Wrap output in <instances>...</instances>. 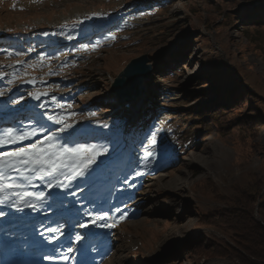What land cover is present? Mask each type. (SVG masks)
Wrapping results in <instances>:
<instances>
[{"label": "rangeland", "instance_id": "rangeland-1", "mask_svg": "<svg viewBox=\"0 0 264 264\" xmlns=\"http://www.w3.org/2000/svg\"><path fill=\"white\" fill-rule=\"evenodd\" d=\"M17 34L34 41L31 67L14 70L1 55L12 48H0V121L22 102L15 114L24 111L29 83L18 84L27 70L34 91L47 93L36 101L46 107L28 108L26 119H11L0 134L74 113L69 123L77 130L110 135L100 127L106 123L125 135L126 149L106 181L116 226L102 264H238L212 252L213 244L232 246L236 238L230 218L212 216L233 209L244 194L264 201V0H0V38L13 43ZM97 41L95 50H83ZM47 44L53 49L43 51ZM143 55L151 63L145 96L126 106L111 88ZM152 94L150 115L137 123ZM157 129L168 156L145 161V138ZM259 199L251 217L264 228Z\"/></svg>", "mask_w": 264, "mask_h": 264}, {"label": "snow or ice", "instance_id": "snow-or-ice-1", "mask_svg": "<svg viewBox=\"0 0 264 264\" xmlns=\"http://www.w3.org/2000/svg\"><path fill=\"white\" fill-rule=\"evenodd\" d=\"M93 15H97L93 13ZM90 18V17H86ZM71 39V37H69ZM109 39L115 40L113 35ZM100 46L99 41L96 44L85 45L83 50L87 51L89 47L95 50ZM0 78H3L0 76ZM9 80V83H12ZM31 82V81H29ZM47 93L29 92L28 96L39 101L42 95ZM3 93L0 92V96ZM23 99V98H21ZM20 100H15L14 103L19 104ZM40 109L46 107L45 104H39ZM63 108V105H59ZM69 108L72 105H68ZM74 113L64 115L63 113L47 115L46 122L40 123L36 121L37 127H31L28 130H13L8 129L3 134H0V148L6 145H15L22 141H29L36 138L34 142L27 144L24 147L15 148L12 151H0V204H5L11 201L10 207L17 211L30 209L33 212L39 211L45 206L46 196L51 197L53 203L59 201L60 208H64V200L67 195L75 197L78 194L87 190L92 192L97 183L106 182L109 178V169L115 159L119 156L120 151V129L108 124H101L102 129H107L111 134L98 136L95 131L88 129L77 130L73 123L69 120L74 117ZM95 115V113H93ZM49 123L56 125L55 130L49 127ZM71 129V131H69ZM159 129L151 131L146 136L148 146L144 149L143 159L145 161L154 158H166L168 156L167 147L163 145L157 138ZM42 134V138H38ZM95 140L97 142H89ZM102 141V142H101ZM143 146V145H142ZM15 172L27 183H20L17 179L11 177L9 173ZM30 173L31 175H27ZM136 176L142 175L140 171H136ZM35 177L40 181L47 178L46 187L49 189L47 193L44 191L31 192L28 187L31 185L32 178ZM82 181L83 187L80 184H75V181ZM124 183H128L125 178ZM52 189H56L57 195H52ZM76 189V190H73ZM63 190V191H60ZM78 190V191H77ZM14 198V199H13ZM89 200V197H84ZM107 203V199L104 201ZM53 203H47V207H52ZM75 206L76 201H69ZM89 203H93L89 200ZM116 212H120V220L126 218V214L119 207L115 208ZM5 213L0 212V216ZM84 215L87 217L83 222L79 219H65L64 222L57 223L56 227H47L39 232L41 237L45 238L46 243L54 244L59 241L60 237L65 235V227L71 225L73 228L101 227L113 228L115 222L111 220L109 211L94 210L81 212L77 210L76 216ZM86 237L77 233L75 242L81 243ZM91 248H85L84 253L87 254ZM77 251L72 247H68L67 252L72 253ZM55 248L44 256L45 260L55 261L57 258L63 261L70 259L67 254L56 255Z\"/></svg>", "mask_w": 264, "mask_h": 264}, {"label": "bare ground", "instance_id": "bare-ground-1", "mask_svg": "<svg viewBox=\"0 0 264 264\" xmlns=\"http://www.w3.org/2000/svg\"><path fill=\"white\" fill-rule=\"evenodd\" d=\"M114 84H115V81H114ZM144 96H145V89H144V86L142 83L141 93H140L139 99L143 98ZM136 99H138V98H136ZM133 102L134 101H132L130 103H125V104H128V106H129ZM132 108H131V110L133 111V113H136L135 110H133ZM120 131L122 133V130H120ZM122 136H123V134L120 136L119 139H120V141L122 140V142H124L125 138H122ZM120 144H122V143H120ZM121 150H122V148H121ZM9 175L11 177L17 179L20 183H27L22 178H20L19 175L15 172H11V173H9ZM27 175H31V174L28 173ZM46 182H47V178L44 181H40V180L36 179L35 177H33L32 181H31V185L28 187V190L31 192L44 191L45 193H47L49 191V189H47V187H46V184H47ZM73 183H74V185L80 184L83 187L82 181L78 180V181H75ZM99 186H101L103 188V189H101L103 191L99 190L97 192ZM73 190H76V189H73ZM105 190H106L105 182H100V183H97V185L95 186V188L93 189V191L91 193L88 192L87 190L80 193L77 190L78 194L75 197L68 194L67 198L64 200V208H70L71 206H73L72 204L69 203V201H76L77 203L75 205L79 204L80 207H79V209H73V208L69 209L67 212H63V209L60 208L59 201H56L55 203H53L51 197H47V196H46L45 206L36 212H33L30 209H24L23 211H17L16 209L10 207L11 201H8L5 204H0V212L5 213L4 216H0V217L3 219H6L5 222L8 225V227H7L8 229H11L14 226L23 227L25 224H27L28 221L30 222V224L26 225L27 227H38V226H42L44 224L51 225V227H53V226L56 227L57 223L62 224L65 219H72L73 222L75 221V219H79L81 222H83L85 219H87V217L84 215L76 216L77 210H80L82 213L86 212V211L105 210L103 203H101L103 201L101 193H105ZM51 191H52L53 196L57 195L58 190L52 189ZM60 191H63V190H60ZM86 196L89 197V200H92L93 203H89V200H85L84 197H86ZM47 203H53V206L47 207L46 206ZM108 222H110V221H108ZM104 230H106V228L92 227V226L90 227V229L73 228L71 225H68L65 227L64 231L65 232L66 231H72L70 234H72L73 236L76 233H78V231H80L79 233L86 237L83 240V242L80 243V246H77L76 244H74V246H73V249H77V253H78V255L75 256L76 264H95V263L99 264L98 262L102 259V256L96 255L93 251L99 252L101 250L100 242L102 240L101 238L103 237L102 235H104V234H102V231H104ZM95 240H97V241L95 242ZM71 244L72 243H70V242H64L63 243V245H65V246H70ZM89 247L91 248V250L88 252L92 251V256L85 263H81V255L85 256L87 254H85L84 252L81 253V252H79V250L82 251L85 248H89ZM69 254L74 255L75 251L72 253H69ZM94 255H96V258L94 257ZM94 260H95V263H94ZM197 264H221V262L214 261V262H209V263H197Z\"/></svg>", "mask_w": 264, "mask_h": 264}, {"label": "trees", "instance_id": "trees-1", "mask_svg": "<svg viewBox=\"0 0 264 264\" xmlns=\"http://www.w3.org/2000/svg\"><path fill=\"white\" fill-rule=\"evenodd\" d=\"M174 61L176 62L177 60ZM149 97L150 102L148 105L151 106H147L145 114L140 118L141 121H145L151 113L153 94L149 95ZM248 124L251 125L250 122ZM258 199V193L244 194L241 200L235 202L233 209L221 210L217 215L214 214L212 216L216 219L225 218L227 222L229 221L228 218H230V221H233L230 227L236 235L232 246L228 244L224 246L213 244V253H216L221 258L236 260L238 264H264V228L254 222L251 217V206ZM259 210L262 221L264 219V201L261 199H259Z\"/></svg>", "mask_w": 264, "mask_h": 264}, {"label": "water", "instance_id": "water-1", "mask_svg": "<svg viewBox=\"0 0 264 264\" xmlns=\"http://www.w3.org/2000/svg\"><path fill=\"white\" fill-rule=\"evenodd\" d=\"M151 74V65L146 55L130 61L114 80L111 91L122 103H130L139 98L142 83Z\"/></svg>", "mask_w": 264, "mask_h": 264}]
</instances>
